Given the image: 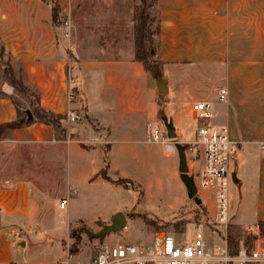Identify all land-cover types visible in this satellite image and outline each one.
Returning a JSON list of instances; mask_svg holds the SVG:
<instances>
[{
  "label": "crops",
  "instance_id": "0c3cea01",
  "mask_svg": "<svg viewBox=\"0 0 264 264\" xmlns=\"http://www.w3.org/2000/svg\"><path fill=\"white\" fill-rule=\"evenodd\" d=\"M53 1L59 9L57 23L51 20L49 5L41 0H0V40L7 52L18 53L16 62L20 68L13 69L39 96L42 107L64 114L81 110L89 122L81 124L80 137L85 138L94 130L98 134L97 145L91 142L84 148L70 143L77 154L98 158L90 167L87 181L107 163L108 172L127 170L128 159L122 152L130 144H142L148 125H158L154 78L133 57V0ZM153 13L159 23L154 59L163 63L164 69H169L171 63L211 68L210 82L226 89L227 102L216 103L213 116H219V121L214 119L212 123L210 119V124L226 127L229 140L237 141L233 143L238 151L247 142L259 146L264 141V125H258L264 123V106L249 105L247 92L249 85H264V0H156ZM161 72L165 82L164 70ZM96 76L101 77V84L96 97L91 98L85 83L92 78L94 81ZM200 81L199 76H183L177 90L181 87V95H193L196 101L213 97L218 101L212 91L206 97L195 91L189 93V85L196 86ZM235 84L239 85L236 92ZM71 86L75 89L68 96L72 102L67 99ZM5 87L8 86L4 84L2 90L8 94ZM217 89L213 91L218 92ZM169 114L175 120L178 141L187 143L190 137L193 143L196 121L190 104L174 105ZM255 115L263 117L262 123L250 126L248 122ZM28 125L43 133L31 135L27 142H39L41 138L56 141L50 126ZM21 130L17 128L14 133ZM263 167L260 173L264 172ZM30 194L25 182H0V223L17 220L32 224ZM258 221H264V213L259 212L255 219ZM19 244L26 245L23 241ZM10 246L7 234L0 231V264L13 263L5 258ZM80 256L73 255V260L81 259ZM88 259L84 255L78 261Z\"/></svg>",
  "mask_w": 264,
  "mask_h": 264
},
{
  "label": "rangeland",
  "instance_id": "374dc122",
  "mask_svg": "<svg viewBox=\"0 0 264 264\" xmlns=\"http://www.w3.org/2000/svg\"><path fill=\"white\" fill-rule=\"evenodd\" d=\"M115 10H117L116 6ZM150 13L155 17L153 8ZM73 19L77 21L75 14ZM155 23H157L156 20ZM77 38L80 37L77 36ZM17 57L18 53L7 52L0 40L1 63L8 62L14 76L20 77L15 73L20 66L17 64L19 62ZM177 64H169V69H164L165 66L161 64L160 69L164 70L165 82L169 75L166 83L167 93L156 92L155 101L157 109H163L164 117L174 127L175 120L170 117V109L174 105L179 107L191 105L197 100L193 95H181L179 92L181 87L177 90L183 76H199L200 83L196 86L189 85L192 91L190 89L188 91L189 93L195 91L203 97L209 96L211 91L214 96H218V92H214L213 88L219 89L220 85L210 82L208 75L212 69L207 65ZM162 73L160 75L163 78ZM157 74L159 73L155 75ZM151 77L153 79V76ZM93 79L85 83V91L91 98L96 97L95 91L101 84L100 76H96L94 81ZM184 81L186 82L187 79ZM3 85L0 73V124L16 120L17 111L20 114L19 117L26 121L24 111L29 110L31 113L36 108L32 94L38 97V107L46 110L41 106L39 96L31 88L27 87L30 90L29 93L21 94L5 84L8 86L4 88L8 91L6 94L2 90ZM27 85L30 86L29 83ZM249 87L247 92L249 105L264 106V85L252 84ZM233 88L236 92L239 85L235 84ZM74 90L71 86L67 99L69 94L70 96L74 94ZM237 95H239L238 92ZM203 101L211 106V122L214 119L218 120L219 116H213V108L220 102L216 97ZM69 112L76 116L74 121L68 120ZM69 112L54 113L64 116L62 126L64 125L66 129V138L63 141L48 142L41 138L39 142H27L31 135L43 133L37 131V128L30 129L31 126L28 124L39 123L34 117L19 127L22 128L20 132L14 133L15 129H6L0 136V182L5 184L25 182L29 186L32 219H34L32 224L17 220H8L5 225L0 223V231L7 234L8 241L11 243L9 251L5 250L7 255L5 258L9 260L8 262H13L11 264H54L63 260L72 243L71 227L69 228L68 225L77 223L78 219L83 220V228L96 232L101 225L109 224L117 213H122L126 220L125 227L118 232L105 235L101 239L102 242L147 245L153 234L159 232L176 235L180 241L188 242L196 231L201 230L207 244L215 247L220 244L218 239L220 237L226 239L231 236L236 243L244 239L248 235L246 228L257 225L255 219L259 212L263 215L264 176L261 174L264 175V172L260 173V168L264 166V158L256 143H245L241 151L237 150L236 158L230 162L227 219L225 223H220L217 220V204L214 195L200 189L197 196L201 199V204L196 205L187 197L185 187L179 179L176 143L184 146L188 175L193 176L197 187L199 185L196 172L202 164V148L200 145L192 147L190 137H188L189 142L181 143L178 141L175 128L176 138L169 140L166 137L163 119L157 116L158 127L148 125L145 131L148 128H158L169 143L173 144L174 154H166L161 146L147 143L143 137L142 144H130L126 152H122L128 159L127 170L119 168L115 172H108V163L105 161L107 164L101 170H104L108 179L97 175L87 181L90 167L98 158L87 153L77 154L74 144L70 145V143L84 146V148L91 142L97 145L98 134L94 130L87 133L85 138H81V124L86 125L89 121L85 119L81 110ZM221 118L223 120V117ZM262 120L263 117L251 116L248 124L256 126L262 123ZM258 125H264V123ZM69 133L72 134L71 137L68 136ZM150 144L153 146H149ZM143 160L145 163H141ZM233 174L237 179L236 183L232 180ZM62 201L66 202L63 208L60 205ZM76 230L75 235L79 237L77 252L81 255L80 258L83 259L84 255L88 258L92 257L99 245L98 240L87 237L82 228ZM253 240L251 244L254 243ZM20 241L26 245L22 247L19 244ZM260 244L264 245V235L261 236Z\"/></svg>",
  "mask_w": 264,
  "mask_h": 264
},
{
  "label": "built area",
  "instance_id": "2783aa9c",
  "mask_svg": "<svg viewBox=\"0 0 264 264\" xmlns=\"http://www.w3.org/2000/svg\"><path fill=\"white\" fill-rule=\"evenodd\" d=\"M72 98L69 97L70 101ZM218 101L227 102V91L218 90ZM190 112L196 121L192 147L202 148L203 161L198 176L197 192L209 191L214 195L217 220L225 223L227 219V195L230 181L229 165L236 158L237 147L228 137L226 127L210 124L212 110L208 103L196 101L190 105ZM75 115L69 112L68 120L74 121ZM147 143L162 145L166 154H174V146L162 135L158 128H148L144 135ZM264 158V141L259 143ZM66 202H61V207ZM248 235L255 237L250 248L239 240L230 251L228 241L220 237V244L212 247L205 241L203 232L198 230L188 242L180 241L176 235L159 232L152 236L147 245H132L122 242H102L92 257L82 262L73 260L67 252L63 260L55 264H264V245L258 227L246 228Z\"/></svg>",
  "mask_w": 264,
  "mask_h": 264
},
{
  "label": "trees",
  "instance_id": "16d2710c",
  "mask_svg": "<svg viewBox=\"0 0 264 264\" xmlns=\"http://www.w3.org/2000/svg\"><path fill=\"white\" fill-rule=\"evenodd\" d=\"M45 4L49 5L51 11V20L53 23H57L58 21V13L59 9L58 6L54 3L53 0H41ZM134 7H133V41H134V60L139 62L143 69L148 72L151 76H155L156 73L161 74V64L159 61L154 59L155 53V38L159 34V23L156 20V17L152 16L150 13L151 8H154L156 4V0H133ZM155 20L157 23H155ZM0 73L2 83L9 85L13 90L21 94L29 93V89L23 83L20 77H15L13 74V70L11 65L8 62L2 64L0 61ZM35 101L36 108H34L31 113L34 119L39 122L50 126L54 132L55 140L63 141L66 138V129L64 125L62 126V122L64 120V116L60 114H54L49 111H46L40 107H38V97L34 94L31 95ZM12 104L14 102L12 101ZM18 118L11 122H6L0 124V136L6 129H17L21 127L24 123H27L25 120L19 117L18 111ZM157 116L160 119H164V112L163 109L160 108L157 112ZM71 133L68 134L71 137ZM67 136V137H68ZM68 137V138H69ZM102 176L104 179H108V176L105 174L104 170L99 171L94 176ZM77 223H70L69 228L71 227V239L72 243L69 245V255H77V246L79 243V237L76 236V229H81L83 231L84 223L79 220L76 221ZM102 226V225H101ZM100 226V227H101ZM259 229L260 236L264 235V221H258L256 225ZM77 227V228H76ZM75 228V229H74ZM255 239V237H251L247 235L244 238V245L247 248L251 247V241ZM228 247L230 251L236 246V242L233 237L228 236ZM99 244L102 243V240H98Z\"/></svg>",
  "mask_w": 264,
  "mask_h": 264
},
{
  "label": "water",
  "instance_id": "95a60500",
  "mask_svg": "<svg viewBox=\"0 0 264 264\" xmlns=\"http://www.w3.org/2000/svg\"><path fill=\"white\" fill-rule=\"evenodd\" d=\"M154 82L157 88V91L160 94H164L167 92V88L165 82L163 81L160 74L154 76ZM26 114V121H31L33 119L32 114L29 110L24 111ZM164 128L166 130V137L169 140H174L176 138L175 128L171 122L164 118L162 121ZM175 150L178 158V173L179 179L183 183L186 191V195L189 199L193 200L196 205L201 204V199L197 196V188L194 183L193 176L188 175V167L186 162L185 148L183 145L176 143ZM232 180L234 183L237 182L235 174L232 175ZM125 217L122 213H117L109 224H104L100 227V229L96 232H91L86 228H83V233L91 238V239H102L105 235L110 233H115L122 230L125 227Z\"/></svg>",
  "mask_w": 264,
  "mask_h": 264
}]
</instances>
